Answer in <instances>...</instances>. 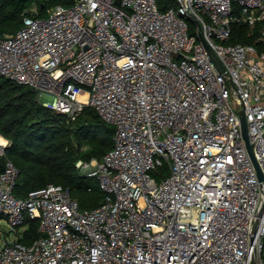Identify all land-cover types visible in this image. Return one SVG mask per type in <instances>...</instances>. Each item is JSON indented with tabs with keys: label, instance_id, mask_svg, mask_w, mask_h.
I'll list each match as a JSON object with an SVG mask.
<instances>
[{
	"label": "built area",
	"instance_id": "2783aa9c",
	"mask_svg": "<svg viewBox=\"0 0 264 264\" xmlns=\"http://www.w3.org/2000/svg\"><path fill=\"white\" fill-rule=\"evenodd\" d=\"M236 23L258 29L253 44L231 43ZM0 76L69 118L92 107L115 126L113 148L85 174L105 194L94 209L61 184L18 198L20 170L0 135V212L16 233L0 264H264V179L240 114L264 176V0L34 8L0 37ZM27 218L42 233L30 244L20 242Z\"/></svg>",
	"mask_w": 264,
	"mask_h": 264
},
{
	"label": "trees",
	"instance_id": "16d2710c",
	"mask_svg": "<svg viewBox=\"0 0 264 264\" xmlns=\"http://www.w3.org/2000/svg\"><path fill=\"white\" fill-rule=\"evenodd\" d=\"M73 2L0 0V37L19 31L25 16L34 8L38 16L46 17L50 8ZM259 34L258 29L252 33L247 23H236L231 43L253 44ZM0 135L10 140L9 158L20 170L14 189L18 198L24 199L30 192L54 183L69 187L81 209L101 205L105 194L98 177L85 175L77 167L80 160L101 162L114 146L115 126L106 122L96 109L87 107L79 117L69 118L44 106L35 89L0 76ZM5 163L6 158L0 157V171ZM5 220L6 216L0 212V232ZM39 228V219L27 218L20 242L30 244L41 237Z\"/></svg>",
	"mask_w": 264,
	"mask_h": 264
},
{
	"label": "water",
	"instance_id": "95a60500",
	"mask_svg": "<svg viewBox=\"0 0 264 264\" xmlns=\"http://www.w3.org/2000/svg\"><path fill=\"white\" fill-rule=\"evenodd\" d=\"M208 50H209V53H210V56L212 58V60L214 61V63L219 67L220 71L221 72H225V67L224 65L222 64L221 60L219 59V57L217 56V54L214 52V50L208 45ZM241 114V118H242V128H243V135H244V138L246 140V144H247V148L249 150V153L255 163V166L258 170V173H259V177L260 179H264V176H263V172L259 166V163L255 157V154H254V151H253V145L250 143V140H249V134H248V124H247V119H246V116H245V112L244 110H242L240 112ZM254 233L256 232V226L254 227ZM254 236L252 237V243L254 241ZM254 264V262H253Z\"/></svg>",
	"mask_w": 264,
	"mask_h": 264
},
{
	"label": "rangeland",
	"instance_id": "374dc122",
	"mask_svg": "<svg viewBox=\"0 0 264 264\" xmlns=\"http://www.w3.org/2000/svg\"><path fill=\"white\" fill-rule=\"evenodd\" d=\"M193 25V29L195 28L194 24ZM39 95V94H38ZM40 100V99H39ZM40 102L42 103V101L40 100ZM96 163H97V160H93L91 162V168L89 170H85V169H82L80 168V171L83 173V174H88L90 172H93L94 170H96ZM1 228H2V231L0 232V247H3L6 240H14L16 239V233L14 231L11 230V227L10 225L8 224V219L6 218V220L1 224Z\"/></svg>",
	"mask_w": 264,
	"mask_h": 264
}]
</instances>
